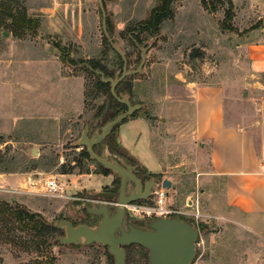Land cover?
Masks as SVG:
<instances>
[{
	"label": "rangeland",
	"instance_id": "374dc122",
	"mask_svg": "<svg viewBox=\"0 0 264 264\" xmlns=\"http://www.w3.org/2000/svg\"><path fill=\"white\" fill-rule=\"evenodd\" d=\"M101 1L112 42L126 57L127 69L136 70L140 64V51L129 41V37L134 29H142L141 26L148 24L150 12L158 6V1ZM198 2L174 1L169 8V18L158 26L153 35L149 25L147 30L141 31L138 46L148 49L143 73L127 77L119 85V94L127 95L132 105L139 104L143 108L116 126L95 152L101 157L120 156L127 164L135 166L136 175L143 181L153 178L159 185L163 180L169 181L170 188L165 189V209L189 214L199 212L200 216L202 212V226L210 228L206 231L202 227L196 260L203 248V245L199 246L201 236L206 246L211 244V238L220 243L226 242L232 250L229 249L228 254L241 259L248 255L247 248L253 244L226 225L208 218L223 205L222 186L208 174V148L205 145L200 147V141H194L191 135L194 110L190 102L193 91L208 84L204 72L213 66L216 56H221L218 49L217 55L209 53V60L204 57L202 5ZM210 4L215 8L213 16L218 23L230 26L229 30L222 29L223 36L218 35L217 38L227 47L221 52L223 60L228 61L233 56L232 46L242 34L234 32L232 20L226 19L228 6L225 1L211 0ZM20 12L37 20L38 27L34 33L27 29L19 30L21 37L16 38L10 29V19L4 14L16 15ZM2 18L0 60L6 58L7 50L13 43L46 46L48 72L47 66L40 62L27 67L23 54L18 50H12L11 54L21 75L32 69L40 72L41 86L45 84L44 71L46 75L48 73V92L45 126L41 125L43 129L39 130L38 119L21 122L12 131L5 129L8 124L0 120V207L9 208L4 215H0V264H113V259L101 245L63 246L52 243L55 237L63 235L59 230H52L44 236L47 245H39L40 239L34 231L24 230L12 218L9 219L13 211L22 208L38 214L47 223L66 220L74 225H95L100 218L86 213L91 204L71 198H87L90 192L116 193L118 190V176L111 172L105 174L102 166L84 156L86 149L76 145L85 124L89 127L88 136L100 131L104 124L101 126L99 117L109 100L105 91L97 86V79L85 67L78 66L92 65L113 78L122 69L120 58L104 40L98 1L0 0V20ZM3 33L7 36L4 37ZM205 45L215 50L213 43L205 42ZM28 52L32 54L31 49ZM35 53L40 57L43 55L42 50ZM38 60L37 57L35 61ZM206 62L208 65L204 66ZM231 68L226 65L220 68L224 79H230L225 84L226 110L232 112L236 107L249 115L257 108L256 112L264 115L263 76L254 79L262 87L255 84L242 89L239 75ZM1 70L0 76L9 75L10 71L4 66ZM11 89L0 85V114L21 116L23 107L17 98L24 93L19 88ZM233 94H236L234 101ZM205 106L201 98V121L206 114ZM125 111L123 106L112 107L109 115L116 117ZM32 149L36 152L35 156L31 154ZM104 149L108 150L107 153ZM51 176L68 186L65 198L27 193L29 181L36 183L40 189ZM200 188L202 195L198 194ZM151 199L146 202L147 205H153L154 197ZM188 201L194 203L193 208L185 207ZM179 216L196 226L193 217ZM3 218L7 219V223ZM198 223L201 225L200 220ZM126 250L125 264H148L146 250L138 246H129Z\"/></svg>",
	"mask_w": 264,
	"mask_h": 264
},
{
	"label": "crops",
	"instance_id": "0c3cea01",
	"mask_svg": "<svg viewBox=\"0 0 264 264\" xmlns=\"http://www.w3.org/2000/svg\"><path fill=\"white\" fill-rule=\"evenodd\" d=\"M230 1L233 6L231 24L234 32L242 36L238 37L232 46L234 47L233 56L228 61L223 60L221 52L227 47L217 39L218 35L223 36L221 23H218L213 13H210L200 0L198 2L202 5L204 57L209 60V53L217 55L218 49L221 56H216L213 66L204 72V78L209 81L208 84L197 87L193 91L190 102L193 103L194 110L191 135L194 141H200V147L205 145L208 148V174L221 182L222 186L223 205L216 208L218 211L208 218H212L217 224L226 225L253 245L247 248L248 255L241 260L236 255L228 254L229 249L231 252L232 250L226 242L220 243L211 238V244L206 246L201 236L199 246L203 245V248L200 249L197 260L192 264H264V167L262 166L264 163V115L258 114L257 108L249 115H245L236 107L232 109V112L227 111L225 84L230 79H224L220 71L224 65L233 67L231 71L239 75L242 89L247 86L254 87L255 84L262 87L254 79L259 76L264 78V0ZM205 42L213 43L215 52L207 47ZM30 49L31 55L28 52ZM12 50H18L21 55L23 54L27 67L29 64L35 65L40 62L47 66L48 72L46 46L35 43L28 45L13 43L7 50L6 58L0 60V72L3 66L10 71L7 77L4 74L0 76V85L4 88H12L11 90L14 88L22 90L24 94L17 99L20 105L22 104L23 111L21 116L0 114V120L8 124L5 125V129L12 131L21 122L29 123L31 119H38L39 130L43 129L41 125L45 126L46 119L48 73L46 75L44 71L43 86H41V74L37 72L38 70L32 69L21 75L22 73L15 68ZM41 50L43 55L40 57L35 52L41 53ZM37 57L39 60L35 61ZM207 65V62L204 63V66ZM201 98L206 103V114L202 121L199 112ZM232 98L234 101L236 94H233ZM200 221L202 224V219ZM202 227L206 231L210 228L208 225ZM220 234L224 235V232L220 231Z\"/></svg>",
	"mask_w": 264,
	"mask_h": 264
},
{
	"label": "water",
	"instance_id": "95a60500",
	"mask_svg": "<svg viewBox=\"0 0 264 264\" xmlns=\"http://www.w3.org/2000/svg\"><path fill=\"white\" fill-rule=\"evenodd\" d=\"M98 1L101 13L102 33L106 38L112 50L121 58L123 62L122 70L117 78H106L105 75L93 70L88 64L79 65L78 68L85 67L90 73L99 77L100 81L109 85L111 97L119 104L126 107L124 113L119 114L112 120L106 122L100 131H95L88 136V126L85 125L77 142V147L86 149L90 160L94 161L104 169L115 174L119 178V188L116 193L112 192H90L88 196L98 200L114 201L118 207L110 208L105 204H93L86 209V213L99 217L100 220L95 225L77 224L74 225L69 221L60 220L49 222L54 229L62 231V236L54 238L52 243H58L63 246H91L94 244L106 248L107 254L113 258V264H125L126 251L129 246H138L148 253V264H192L196 260L197 244L200 237L198 229L190 223L178 218L176 219H159L149 224V230L144 231L129 226L126 232L123 227L126 213L124 206L137 202L146 201L150 197L152 185L149 183L142 184V181L136 176L135 166L127 164L123 159L115 161L107 159L105 156H98L93 148L101 143L111 131L121 124L125 119L131 117L141 105L132 106L128 101V96L120 98L116 94L117 86L127 77L142 74V68L146 59L148 49L140 48L141 62L136 70H127V62L124 54L112 42L106 28V13L101 0ZM6 37L7 34L3 33ZM246 96V93L243 94ZM106 104L103 114L107 112ZM35 156L34 149L31 151ZM152 183L153 178H150ZM132 182L134 186L128 184ZM170 188V182L163 180L161 185L155 183V188ZM141 223L140 221H136ZM118 233V235H116Z\"/></svg>",
	"mask_w": 264,
	"mask_h": 264
},
{
	"label": "trees",
	"instance_id": "16d2710c",
	"mask_svg": "<svg viewBox=\"0 0 264 264\" xmlns=\"http://www.w3.org/2000/svg\"><path fill=\"white\" fill-rule=\"evenodd\" d=\"M158 1V6H156L155 8H153L150 12V15L148 17V24L149 27L151 28V34L153 35L158 26L166 19L169 18V8L171 3H173L174 1H182V0H157ZM211 0H200L201 4L210 12V13H214V7L210 4ZM225 1V3L228 6V11L226 12V19L228 21H231L233 18V6L230 0H223ZM8 19H10V29L12 34L16 37V38H20L21 37V33H19L23 30H30L32 31V33L35 32V30L38 27V21L37 20H32L30 18L27 17V15L25 14V12H20V14H16V15H12V14H4ZM4 23V18H2L0 20V26ZM147 25L146 26H141L143 27L142 29H140V31L142 30H147ZM221 28L222 29H230V26L225 27V25L223 23H221ZM139 29H134V33L139 30ZM19 31V32H18ZM141 35V34H140ZM139 35V36H140ZM135 34H133L130 38L129 41L133 44L132 40H134L137 44H139V39ZM104 37V36H103ZM105 42H107L106 38L104 37ZM108 43V42H107ZM109 45V44H108ZM134 45V44H133ZM119 57V56H118ZM120 58V57H119ZM121 60V58H120ZM122 62V60H121ZM93 70H98L100 72H102L106 78H113L112 75H108L107 73H105L104 70L102 69H98L96 67H92V65H89ZM122 66H123V62H122ZM86 69V68H85ZM87 70V69H86ZM122 70V69H121ZM88 71V70H87ZM89 72V71H88ZM121 73V72H120ZM119 73V75H120ZM96 79H97V86L100 89H103L105 91V93L108 95V98L110 101L113 102V104L109 106V109H111L112 107L118 108L121 105H119L116 101H114V99L111 97L110 92H109V85L108 84H104L100 81L99 77L92 74ZM118 75V76H119ZM117 76V77H118ZM116 77V78H117ZM123 83V81L119 84L121 85ZM117 86L116 88V94L118 96H120L119 92H120V86ZM106 106V105H105ZM104 106V108H105ZM124 107V106H123ZM103 108V110H104ZM125 108V107H124ZM103 112V111H102ZM115 117V115H108L106 116V120H111ZM124 122V121H123ZM122 122V123H123ZM110 135V134H109ZM108 135V136H109ZM107 136V137H108ZM85 157H89V155L87 154V152H85L84 154ZM102 170L105 174H108L110 171L104 169L102 167ZM4 208V209H3ZM5 210H9V208L1 206L0 207V215H4ZM12 218L14 220V222L18 223L19 225H21L22 229L26 230H30V231H34L35 234L37 235V238H39L40 240L38 241L40 244L39 245H47L48 243L46 242V240H44V236L46 234H48L50 231L52 230H56L54 229L51 225H49L45 220L41 219L40 216H38V214H33L30 213L28 211H26L25 209L19 208V210H15L12 212V214L9 216V219ZM4 223H7V219L3 218ZM29 245H33V246H39L37 243H28ZM143 249V248H142ZM126 251V255H127V250ZM109 258L113 259L110 255H108Z\"/></svg>",
	"mask_w": 264,
	"mask_h": 264
},
{
	"label": "built area",
	"instance_id": "2783aa9c",
	"mask_svg": "<svg viewBox=\"0 0 264 264\" xmlns=\"http://www.w3.org/2000/svg\"><path fill=\"white\" fill-rule=\"evenodd\" d=\"M264 167V163L262 164ZM75 187V185L73 186ZM27 193L37 195V196H45V197H51V198H65L64 194L66 192V189L68 186H64L62 183H60L56 177H48L44 182L43 186L39 189L37 188L36 183L33 181H29L27 183ZM13 192V191H11ZM165 193L166 190L162 188L161 186L159 188H156L151 196L154 197L153 205H147V201H140V205L138 202H134L128 205L124 206V210L127 216L132 218H149V217H166L169 215H185L189 217H193L195 222L197 223L198 220V212L197 214H189L187 212H180L176 210H168L164 207V200H165ZM150 198V199H151ZM73 201L78 202H86L91 205L93 204H105L109 206L110 208L118 207V204L114 201H108V200H98L96 198H92L88 196L87 198H79V197H73L71 198ZM149 199V200H150ZM152 200V199H151ZM200 219V217H199Z\"/></svg>",
	"mask_w": 264,
	"mask_h": 264
},
{
	"label": "flooded vegetation",
	"instance_id": "af4514ba",
	"mask_svg": "<svg viewBox=\"0 0 264 264\" xmlns=\"http://www.w3.org/2000/svg\"><path fill=\"white\" fill-rule=\"evenodd\" d=\"M137 29H139V27H137ZM133 34H135L136 36H139L140 34H141V31H140V29L139 30H137L135 33H133ZM131 37V36H130ZM129 37V38H130ZM132 42H133V44H134V46L138 49V44L134 41V40H132ZM139 50V49H138ZM140 51V50H139ZM147 52H148V50H147ZM146 52V53H147ZM140 56H141V52H140ZM140 56H139V58H140ZM126 58V57H125ZM126 62H127V60H126ZM140 62H141V58H140ZM139 66V65H138ZM137 69V68H136ZM128 70V69H127ZM125 80V79H124ZM123 80V81H124ZM120 98H122L123 97V95L122 96H119ZM115 101V100H114ZM128 101H129V98H128ZM130 102V101H129ZM110 102H109V100H107L106 101V103H105V105L106 104H108V109H107V112L105 113V115H102L103 114V112L101 113V115H100V117H99V121H100V123H102L101 124V126L103 125V124H105L106 123V116L108 115V113H109V106H110V104H109ZM119 104V103H118ZM131 104V103H130ZM119 105H121V106H124V105H122V104H119ZM132 105V104H131ZM137 105H139V104H137ZM132 106H134V105H132ZM125 107V106H124ZM143 108V106L141 105V108L140 109H142ZM125 109H126V107H125ZM124 113V112H123ZM85 125H87V124H85ZM88 126V125H87ZM100 128V127H99ZM84 129V128H83ZM88 130H89V127H88ZM91 136V135H90ZM89 136V137H90ZM107 138V137H106ZM105 138V139H106ZM104 139V140H105ZM103 140V141H104ZM102 141V142H103ZM101 142V143H102ZM100 145V143L98 144V145H96V146H94V148H93V150H94V152H95V149H96V147H98ZM104 150H106V149H104ZM107 151L108 150H106V153H107ZM96 153V152H95ZM98 155V154H97ZM99 156V155H98ZM112 156V155H111ZM108 160L109 159H113V160H115V161H118L119 159H122L120 156H117L116 154H114V156H112V157H110V156H108V157H106ZM132 166V165H131ZM135 174H137L136 172H135ZM137 177H138V175H136ZM139 178V177H138ZM140 179V178H139ZM141 180V179H140ZM142 181V184L144 185L145 183H147V184H151L152 185V187H151V189H150V197L147 199V200H149L150 198H151V196H152V194H153V192H154V190L156 189L155 188V181H152V183H151V181H150V179L149 180H147V181H143V180H141ZM128 184H130V185H132V186H134V184L132 183V182H128ZM118 188H119V186H118ZM159 188V187H158ZM118 191V190H117ZM112 193H115V192H112ZM198 194H200V195H202V188H200L199 189V193ZM146 200V201H147ZM137 202H140V201H137ZM185 207L187 208V209H191V208H193L194 207V203L192 202V201H188L186 204H185ZM197 216H198V220H200L199 219V217H200V214H199V212H198V214H197ZM176 218H178V219H180L181 220V217L179 216V215H169V216H166V217H161V218H158V217H149V218H132V217H129V216H127L126 215V217H125V221L123 222V227H124V229H125V231L126 232H128L129 231V229H128V227L129 226H131V227H134V228H136V229H140V230H144V231H148L149 230V224L150 223H152V222H154V221H157V220H159V219H176ZM136 221H140L141 223L139 224V223H137ZM196 229H198V231H199V234H200V231L202 230V224L201 225H199V223L197 222L196 223V226H194ZM116 235H118V233H116Z\"/></svg>",
	"mask_w": 264,
	"mask_h": 264
}]
</instances>
